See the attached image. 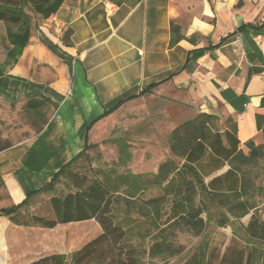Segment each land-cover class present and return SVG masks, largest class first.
<instances>
[{"label": "crops", "instance_id": "obj_1", "mask_svg": "<svg viewBox=\"0 0 264 264\" xmlns=\"http://www.w3.org/2000/svg\"><path fill=\"white\" fill-rule=\"evenodd\" d=\"M262 22L264 0H62L46 17L32 11L21 52L4 66L6 39L0 61L1 139L13 142L0 151V208L21 202L81 151L95 118L87 143L121 139L132 159L167 152L172 129L212 115L199 160L204 184L226 171V132L244 154L247 141L264 144L255 117L264 115ZM29 92L58 108L40 132L22 123L20 137L9 138L4 129L18 126ZM45 231L0 213V264L51 253Z\"/></svg>", "mask_w": 264, "mask_h": 264}, {"label": "trees", "instance_id": "obj_2", "mask_svg": "<svg viewBox=\"0 0 264 264\" xmlns=\"http://www.w3.org/2000/svg\"><path fill=\"white\" fill-rule=\"evenodd\" d=\"M61 1L0 0V21L6 25L8 42L4 66L14 62L26 44L31 12H40L46 17ZM261 25L264 26V22ZM175 29L173 26V33ZM179 37L175 34L172 41ZM2 71L0 65V74ZM148 89L150 87L143 92ZM121 102L105 109L97 118L108 114ZM57 108L58 105L43 94L29 92L23 114L36 134ZM255 117L257 129L264 136V115ZM211 118L212 115L199 114L172 129L168 134L170 155L158 165L156 172H118L116 168L74 172V163L80 158L85 160L87 150L96 146L86 141L96 118L93 119L86 127L83 149L62 164L46 184L28 192L21 202L0 208V213L16 225L47 230H53L58 224L94 220L100 232L70 253L52 251L26 264H140V257L145 253L172 256L179 249L169 243L168 228L181 225L194 234L201 233L210 204L217 210H225L236 222L249 215L248 221L241 223L244 238L232 235L229 242L221 246L204 242L182 264H264V216L257 213L259 206L250 200L254 190L253 165L259 166L256 176L261 177L262 183L255 188L264 199V167H261L264 166V144L247 141L249 151L244 154L237 149L238 140L231 144L226 132L229 168L204 184L199 160L209 147L203 132ZM113 142L117 146L118 162L126 164L131 157L129 144L121 139ZM12 144L11 140L1 139L0 131V151ZM227 181L229 184L224 185ZM59 183H63L65 190L58 189ZM148 190L157 193L145 197ZM40 195H48V214L27 211L32 200Z\"/></svg>", "mask_w": 264, "mask_h": 264}, {"label": "rangeland", "instance_id": "obj_3", "mask_svg": "<svg viewBox=\"0 0 264 264\" xmlns=\"http://www.w3.org/2000/svg\"><path fill=\"white\" fill-rule=\"evenodd\" d=\"M5 26V23L0 21V61L3 59V53L6 46ZM21 115L22 117L17 119L19 123L18 126L4 129V133L8 135L9 138L20 137L18 134H15L20 132V129L24 128L23 125L20 124L24 123L29 126V121L24 117L23 112ZM13 122H15V120ZM164 144L167 147V152L166 150H155L148 153L146 158L133 157L123 165L118 162L116 145L112 142L101 141L97 143L95 147L87 150L86 159L84 160L80 158L76 161L72 170L74 172H89L96 168H101L103 170L116 168L118 172H155L158 164L162 162L166 156L170 155L168 135ZM260 165L263 164L261 163ZM257 171H259V166L253 165V175L251 178H253L254 181V190L253 194H251L252 197L250 200L253 201L256 206H259L260 211L257 213L264 216V199L259 195L255 188L262 183L261 177L256 176ZM57 187L58 189L65 190L63 183L57 184ZM156 193V190H148L144 196L149 197ZM47 198L48 195H40L36 197L32 200L27 211L39 214H48L49 211L46 204ZM248 219L249 215H246L241 221L236 222L237 220L228 216V213L225 210H217L210 204L206 212V226L201 233L194 234L181 225L168 228L166 233L169 236V243L175 249H179L178 252L172 256L165 254L149 256L148 253H145L140 257V264H182L183 261L197 251V249L203 245L204 242L210 241L212 245L221 246L226 242L229 235L244 238L241 223L248 221ZM224 221H226L225 224ZM98 232H100V228L94 220H85L72 222L66 225L58 224L53 230L45 231L41 239L46 241L53 252L70 253ZM263 246L264 244H262V247Z\"/></svg>", "mask_w": 264, "mask_h": 264}, {"label": "built area", "instance_id": "obj_4", "mask_svg": "<svg viewBox=\"0 0 264 264\" xmlns=\"http://www.w3.org/2000/svg\"><path fill=\"white\" fill-rule=\"evenodd\" d=\"M109 11H111V10L109 9Z\"/></svg>", "mask_w": 264, "mask_h": 264}]
</instances>
